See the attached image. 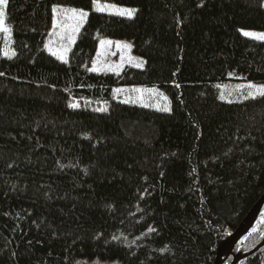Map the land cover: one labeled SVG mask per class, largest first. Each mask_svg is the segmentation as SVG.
I'll return each instance as SVG.
<instances>
[{"label":"trees","instance_id":"obj_1","mask_svg":"<svg viewBox=\"0 0 264 264\" xmlns=\"http://www.w3.org/2000/svg\"><path fill=\"white\" fill-rule=\"evenodd\" d=\"M56 6L89 12L67 53L47 47ZM4 12L0 264H212L264 192V41L241 33L264 31V0ZM102 41L136 66L93 70ZM263 237L264 215L241 246ZM239 264H264V248Z\"/></svg>","mask_w":264,"mask_h":264},{"label":"rangeland","instance_id":"obj_2","mask_svg":"<svg viewBox=\"0 0 264 264\" xmlns=\"http://www.w3.org/2000/svg\"><path fill=\"white\" fill-rule=\"evenodd\" d=\"M103 11L109 13L116 12H132L130 9L118 8L105 4H95L92 10ZM5 10V9H4ZM95 12V11H94ZM75 13L76 15H73ZM89 12H82L75 9H67L56 6L53 8V25L51 32L48 35L47 47L52 52L60 51L67 53L70 42L76 39L79 31L88 16ZM241 33L251 34L256 37H264V31L258 30H242ZM246 36V35H245ZM249 37V36H248ZM264 41L262 39H255ZM133 55L130 53L129 46L126 43H115L109 41H102L97 49L95 57L92 62L93 70L100 73H113L118 75L125 67L136 66ZM232 89H230L231 92ZM122 93V91H121ZM142 93L135 91L136 94ZM144 97V96H143ZM98 264H112V263H99ZM94 264V263H92Z\"/></svg>","mask_w":264,"mask_h":264},{"label":"water","instance_id":"obj_3","mask_svg":"<svg viewBox=\"0 0 264 264\" xmlns=\"http://www.w3.org/2000/svg\"><path fill=\"white\" fill-rule=\"evenodd\" d=\"M264 214V192L251 206L233 232L220 241L215 250L212 264H238L264 248V238L255 248L240 252L241 244L246 239L258 219Z\"/></svg>","mask_w":264,"mask_h":264},{"label":"snow or ice","instance_id":"obj_4","mask_svg":"<svg viewBox=\"0 0 264 264\" xmlns=\"http://www.w3.org/2000/svg\"><path fill=\"white\" fill-rule=\"evenodd\" d=\"M8 5V0H0V32H9L10 29H8L7 27H5V21H4V17H5V12L4 9L7 8ZM116 15H126L129 19L132 18V16L134 15V13L132 12H116ZM73 15H76L75 13H73ZM246 36H249V38L252 39H262L264 40V37H256V36H252L251 34L245 33ZM249 87H252L251 85H249ZM260 95H264V90H258ZM255 98V97H253ZM73 107H75V105H73ZM165 111H167V109H165Z\"/></svg>","mask_w":264,"mask_h":264}]
</instances>
